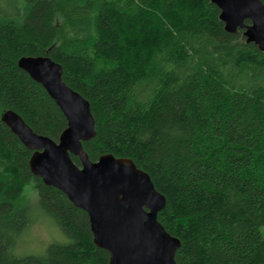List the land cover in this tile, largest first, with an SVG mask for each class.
<instances>
[{"label": "trees", "instance_id": "trees-1", "mask_svg": "<svg viewBox=\"0 0 264 264\" xmlns=\"http://www.w3.org/2000/svg\"><path fill=\"white\" fill-rule=\"evenodd\" d=\"M7 11L0 8V264L110 260L87 213L32 174L33 152L2 122L12 110L57 142L67 128L19 68L27 56L60 63L65 83L90 102L97 134L83 147L92 161L130 158L151 176L167 199L158 220L182 242L178 264H264V52L243 29L227 32L212 0H29L22 21ZM41 215L67 242L18 257L19 238Z\"/></svg>", "mask_w": 264, "mask_h": 264}, {"label": "water", "instance_id": "water-1", "mask_svg": "<svg viewBox=\"0 0 264 264\" xmlns=\"http://www.w3.org/2000/svg\"><path fill=\"white\" fill-rule=\"evenodd\" d=\"M212 2L227 32L243 29L247 43L264 52L261 0ZM18 66L45 89L67 120L57 142L34 132L16 112L3 114L2 122L33 152L32 174L87 213L94 244L109 253V264H178L182 242L158 220L167 199L151 176L130 158L106 154L94 162L84 150L83 143L96 137V120L90 102L63 80V66L48 56L22 57Z\"/></svg>", "mask_w": 264, "mask_h": 264}, {"label": "rangeland", "instance_id": "rangeland-1", "mask_svg": "<svg viewBox=\"0 0 264 264\" xmlns=\"http://www.w3.org/2000/svg\"><path fill=\"white\" fill-rule=\"evenodd\" d=\"M29 0H0V8L9 15L17 17L22 21L25 7ZM25 203L32 204L38 197L36 190L32 186L24 191ZM33 214L39 215L34 209ZM67 238L61 232L56 222L45 215H41L38 221L30 226L29 229L19 238L15 254L18 257L42 256L47 252L48 247L53 243H66Z\"/></svg>", "mask_w": 264, "mask_h": 264}]
</instances>
